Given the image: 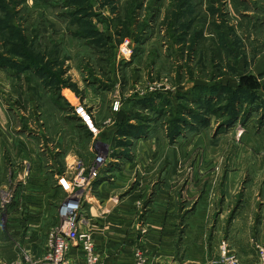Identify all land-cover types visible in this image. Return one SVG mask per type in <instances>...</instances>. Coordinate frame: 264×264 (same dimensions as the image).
Listing matches in <instances>:
<instances>
[{
  "label": "rangeland",
  "instance_id": "rangeland-1",
  "mask_svg": "<svg viewBox=\"0 0 264 264\" xmlns=\"http://www.w3.org/2000/svg\"><path fill=\"white\" fill-rule=\"evenodd\" d=\"M4 2L15 13L0 9V55L13 66L0 68L12 70L17 84L21 74L29 78L11 123L22 121L24 138L38 130L40 164H20L23 180L0 185V261L49 252L62 234L60 207L79 190L77 171L89 174L100 153L105 169L122 156L136 170L119 194L130 202L123 213L108 204L88 224L82 212L104 264H134L137 253L146 263L162 241L173 258L162 264L257 257L264 245V0ZM84 87L103 103L99 131L115 126L108 146L73 112L84 105ZM229 113L239 118L224 126ZM114 146H133L132 153L114 154ZM68 153L79 159L66 160ZM52 166L60 178H52ZM75 253L83 264L82 251Z\"/></svg>",
  "mask_w": 264,
  "mask_h": 264
},
{
  "label": "crops",
  "instance_id": "crops-1",
  "mask_svg": "<svg viewBox=\"0 0 264 264\" xmlns=\"http://www.w3.org/2000/svg\"><path fill=\"white\" fill-rule=\"evenodd\" d=\"M28 79V76L21 74L20 82L17 84V77L14 76L12 70L0 68V185L2 184V181L5 180L11 181V179H15L16 182L23 180L25 171L23 168H17L20 164L23 163L32 167L36 165L38 166L40 164V149L39 143L37 141V137L39 136L38 130L36 129L34 131L33 129H30V134L28 133L27 137L24 138L21 128L22 121L20 120L19 123H15V125H12L11 123V115L18 114L17 104L18 101L22 99L20 97H23L24 86L25 89L29 88V85H25ZM27 93H29L28 90ZM82 101L83 104L92 112L94 122L95 124H97L96 108L99 107L100 110L101 105L103 106V103H101L100 95H98V93H93L91 88L84 87ZM107 111L111 113L112 110L110 105ZM81 125L83 129L86 128L85 125ZM114 127L115 126L111 124L102 127L99 133L97 134L98 138L96 137L97 135L93 136L90 132L89 133L92 135L93 139H98L97 142L99 144L108 146L107 141L110 139L111 132ZM12 129L14 130V132L11 131ZM106 139L108 140L106 141ZM140 141L141 140L134 142V147H137L140 143H142ZM144 142H146V140H144ZM132 148L133 146H131L130 148L131 151ZM113 149L112 150L114 151V154H124L125 152L123 151L129 149V147L114 146ZM130 149L127 152L129 154L132 153ZM69 157L72 158V162L76 159H79V157L75 153H68L66 160ZM48 163L50 165L53 164L52 161H49ZM14 166L16 167L14 168ZM108 167L112 169L108 170V168L105 169L102 167L101 176L103 177L94 184L93 192L87 193L85 195L86 204H84L83 211H85L87 215L88 224L98 223L99 221L97 219L100 217V215L104 211H107L109 209L108 204H111L112 208L114 207V210H112L113 212L116 211L120 214L124 212L127 203H130L127 201L125 202V200H121L119 194L123 189L126 188V186H129L130 182L132 181V178L135 176V164L133 163V161L130 162L126 159H123L122 156H114V158L109 159ZM52 168V170H55V172H53L50 169L52 178H60L57 177V175L55 174L57 172V169L54 168V166H52ZM9 177H11V179H9ZM137 187L138 186H133L132 195L133 193L137 194L136 190L134 189ZM39 189L43 192H46L47 186L43 185L39 187ZM55 190H60V192H62L61 187L56 184ZM113 194L116 195L112 197ZM111 197L113 199H117L113 202H110V200L112 199ZM236 221L237 220H235V222ZM93 226L96 227L95 225ZM262 236L263 235H261V237ZM230 237H232V235ZM147 242H149L150 245L152 243L150 242L149 237L147 238ZM161 244L162 246L160 247L159 245L158 249H153V252L150 253L151 249L149 250V252H147L148 262H146V264H162L163 262L165 263L166 261H168L170 258L171 260L173 259L172 256L169 257L168 254L165 253L162 249L164 245L166 246V243L162 241ZM240 257V262L242 264H252L257 260V257L253 258L252 260H249L243 256ZM198 261L199 259L184 260V262L191 263H196ZM174 263H176V261H174Z\"/></svg>",
  "mask_w": 264,
  "mask_h": 264
},
{
  "label": "built area",
  "instance_id": "built-area-1",
  "mask_svg": "<svg viewBox=\"0 0 264 264\" xmlns=\"http://www.w3.org/2000/svg\"><path fill=\"white\" fill-rule=\"evenodd\" d=\"M127 44V40L120 44V51L123 54L128 53ZM112 110H116V106H112ZM73 112L93 136L99 133V128L93 120L92 112L86 106L81 104L74 105ZM106 160V155L100 153L94 159L95 168L89 174H83V167H80L77 171L74 183L79 190L74 191L60 207L63 217L62 234L51 238L49 241L51 248L43 258L33 259L26 255L23 258L2 260L0 264H78L77 253H75L77 250H81L83 253V264H104L95 250L92 231L89 228H84V226L88 225L82 216L84 207L82 202L83 198L85 199V195L91 192L95 181L101 177L102 167ZM138 254H136L137 259L134 264H146L144 259H141ZM213 264L241 263L237 258H229L224 262H214ZM253 264H264V245L258 247L257 260Z\"/></svg>",
  "mask_w": 264,
  "mask_h": 264
},
{
  "label": "trees",
  "instance_id": "trees-1",
  "mask_svg": "<svg viewBox=\"0 0 264 264\" xmlns=\"http://www.w3.org/2000/svg\"><path fill=\"white\" fill-rule=\"evenodd\" d=\"M9 6H7V4L4 2V0H0V9L3 11V12H5V13H7L8 15H10V14H14L13 13V11L11 10V9H9L8 8ZM3 20L2 19H0V23L2 22ZM6 21V20H5ZM6 25H7V23H6ZM78 34H80V32H78ZM83 35L85 34V32L84 33H82ZM81 35V34H80ZM6 65H11V66H13L12 65V63H10V61H8L7 60V58H2L1 57V55H0V66L2 67V66H6ZM228 118L223 122V124H224V126H231L233 123H235L237 120H238V115L237 114H228V116H227ZM245 117V116H244ZM128 128H131L132 129V127L130 126V125H127V127H126V130H127V132L128 131H130ZM133 130V129H132ZM139 133H141V132H139ZM131 136H133V134L131 133L130 134Z\"/></svg>",
  "mask_w": 264,
  "mask_h": 264
}]
</instances>
